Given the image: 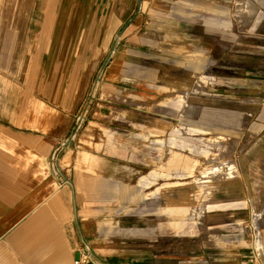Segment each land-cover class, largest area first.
I'll list each match as a JSON object with an SVG mask.
<instances>
[{
    "label": "rangeland",
    "instance_id": "rangeland-1",
    "mask_svg": "<svg viewBox=\"0 0 264 264\" xmlns=\"http://www.w3.org/2000/svg\"><path fill=\"white\" fill-rule=\"evenodd\" d=\"M205 1L229 30L205 32L198 53L152 31L124 51L115 38L106 54L41 53L36 38L0 30V110L27 111L4 124L59 127V146L71 142L60 170L79 197V175H91L84 260L264 264V0ZM109 64L112 79L140 67L142 84L103 82ZM163 77L171 86L148 99Z\"/></svg>",
    "mask_w": 264,
    "mask_h": 264
},
{
    "label": "crops",
    "instance_id": "crops-1",
    "mask_svg": "<svg viewBox=\"0 0 264 264\" xmlns=\"http://www.w3.org/2000/svg\"><path fill=\"white\" fill-rule=\"evenodd\" d=\"M216 2L217 6L225 5V1ZM205 3V0H0V30L13 38H36L37 44L43 45L41 53L106 54L115 38L119 50L124 51L128 39L145 36L142 31L154 32L155 38H170L173 52L178 49L187 53L191 41L193 52L198 53L204 50L205 32L206 36L219 38L229 30L221 25L220 21L225 19H221L219 11L204 14ZM48 46L52 48L44 49ZM110 65L105 68L103 82L116 85L120 91L142 84L140 67L134 69L137 75L124 77L123 65L118 68L122 76L117 74L112 79L108 77ZM169 79L149 80L147 85L156 89H150L148 99L156 100L165 94L160 91L165 92L162 88L171 86ZM26 112L20 111L18 115L17 111L0 110V264H76L81 230L85 234L92 223L91 175L84 172L79 175L77 184L83 188L79 197L70 173L60 170V152L71 142L59 146V127L44 131L14 121L4 124L2 120L24 117ZM147 234L150 242V229ZM117 256L105 260L118 262L121 258ZM125 262L121 264H141ZM88 263L94 264L91 259Z\"/></svg>",
    "mask_w": 264,
    "mask_h": 264
},
{
    "label": "built area",
    "instance_id": "built-area-1",
    "mask_svg": "<svg viewBox=\"0 0 264 264\" xmlns=\"http://www.w3.org/2000/svg\"><path fill=\"white\" fill-rule=\"evenodd\" d=\"M84 256H86V250L83 252V254L79 252V257L75 260L76 264H85V263H87L89 260L88 259L84 260Z\"/></svg>",
    "mask_w": 264,
    "mask_h": 264
},
{
    "label": "bare ground",
    "instance_id": "bare-ground-1",
    "mask_svg": "<svg viewBox=\"0 0 264 264\" xmlns=\"http://www.w3.org/2000/svg\"><path fill=\"white\" fill-rule=\"evenodd\" d=\"M215 169H217V167H215L214 170H215ZM82 258H83V257H82ZM82 258H81V259H82Z\"/></svg>",
    "mask_w": 264,
    "mask_h": 264
},
{
    "label": "water",
    "instance_id": "water-1",
    "mask_svg": "<svg viewBox=\"0 0 264 264\" xmlns=\"http://www.w3.org/2000/svg\"><path fill=\"white\" fill-rule=\"evenodd\" d=\"M79 257V255L77 256V258ZM87 264H91V263H87Z\"/></svg>",
    "mask_w": 264,
    "mask_h": 264
}]
</instances>
